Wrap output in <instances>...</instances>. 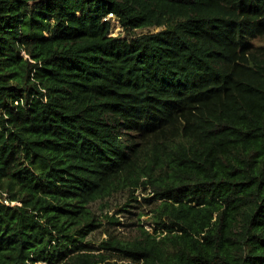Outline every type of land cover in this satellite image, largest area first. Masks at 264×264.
I'll list each match as a JSON object with an SVG mask.
<instances>
[{
    "label": "trees",
    "instance_id": "trees-1",
    "mask_svg": "<svg viewBox=\"0 0 264 264\" xmlns=\"http://www.w3.org/2000/svg\"><path fill=\"white\" fill-rule=\"evenodd\" d=\"M0 264H264V0H0Z\"/></svg>",
    "mask_w": 264,
    "mask_h": 264
},
{
    "label": "rangeland",
    "instance_id": "rangeland-1",
    "mask_svg": "<svg viewBox=\"0 0 264 264\" xmlns=\"http://www.w3.org/2000/svg\"><path fill=\"white\" fill-rule=\"evenodd\" d=\"M110 23L112 26L111 36H129L122 28L118 18L111 17ZM160 30L161 28L139 29L133 32L132 35L156 33ZM128 195V193H122L107 201L94 203L93 210L102 225L100 229L93 231L86 241L95 253H99L97 249L100 247L101 242L108 238L107 233L112 232L124 238H132L134 234L138 233L139 225L153 232L155 226L150 219L152 216V201L145 199L151 197L152 194L138 191L135 193L137 201L131 199ZM15 204L13 203V205ZM112 217L114 220L110 221Z\"/></svg>",
    "mask_w": 264,
    "mask_h": 264
},
{
    "label": "built area",
    "instance_id": "built-area-1",
    "mask_svg": "<svg viewBox=\"0 0 264 264\" xmlns=\"http://www.w3.org/2000/svg\"><path fill=\"white\" fill-rule=\"evenodd\" d=\"M111 17H115V16L113 15V13L108 14V16H107L106 18H104V20H105V21H110V18H111ZM5 203H6L7 205L10 204L8 201H5ZM12 205H13V203H12Z\"/></svg>",
    "mask_w": 264,
    "mask_h": 264
}]
</instances>
